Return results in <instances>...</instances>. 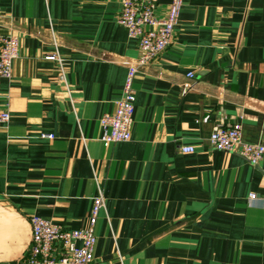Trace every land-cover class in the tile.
<instances>
[{
	"label": "crops",
	"instance_id": "0c3cea01",
	"mask_svg": "<svg viewBox=\"0 0 264 264\" xmlns=\"http://www.w3.org/2000/svg\"><path fill=\"white\" fill-rule=\"evenodd\" d=\"M0 6V33L20 39L0 83V264H27L33 216L87 228L98 183L94 264H264V157L209 142L234 124L264 141V0H184L172 44L135 80L132 139L110 146L100 118L140 55L120 0ZM57 49L64 73L46 60Z\"/></svg>",
	"mask_w": 264,
	"mask_h": 264
},
{
	"label": "built area",
	"instance_id": "2783aa9c",
	"mask_svg": "<svg viewBox=\"0 0 264 264\" xmlns=\"http://www.w3.org/2000/svg\"><path fill=\"white\" fill-rule=\"evenodd\" d=\"M121 11L118 23L123 26L130 39L139 44L140 55L128 69L121 97L116 101V109L100 118L101 138L104 146L129 142L135 115V80L140 69L157 61L172 44L176 27L180 21L184 0H172L162 5L161 0H120ZM3 10L0 6V17ZM20 39L14 35L0 33V83L13 77L14 62L19 57ZM46 60L56 62L64 73V61L58 49L46 56ZM189 73L188 77L193 78ZM191 85H185L188 90ZM1 97V96H0ZM9 111L0 110V126L10 122ZM44 139L53 140L54 134L42 133ZM210 145L225 153H237L253 166H258L264 157V141L248 143L243 140L241 124L217 126L209 139ZM185 154L195 152L193 146L181 148ZM98 195L94 199L88 227L80 230H66L61 225L43 219L31 217L32 246L27 264H94L97 244L96 226L102 209L106 208L104 188L97 184ZM257 200V195H250Z\"/></svg>",
	"mask_w": 264,
	"mask_h": 264
}]
</instances>
